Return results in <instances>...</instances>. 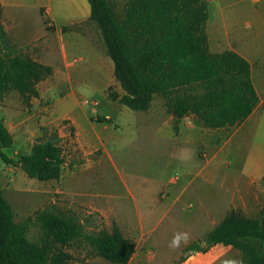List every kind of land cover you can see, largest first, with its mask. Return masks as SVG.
Listing matches in <instances>:
<instances>
[{
    "label": "rangeland",
    "instance_id": "374dc122",
    "mask_svg": "<svg viewBox=\"0 0 264 264\" xmlns=\"http://www.w3.org/2000/svg\"><path fill=\"white\" fill-rule=\"evenodd\" d=\"M126 1L108 0L117 14L122 12ZM206 1L210 49L220 52L230 45L229 14L236 11L235 23L246 33L248 15L258 6V1ZM219 6L225 8L226 15L228 13V29H219L220 35L215 31V22L220 28L225 19L218 11ZM2 19L0 8V25ZM85 24L78 27L86 30L81 31L85 39L78 45L87 54L74 55L68 64H63L54 49L48 56L53 73L38 84L39 97L25 103L16 90L0 96V119L14 141L6 150L8 155L18 160L31 152L38 138L57 132L58 143L66 157L61 177L40 181L29 177L19 164L1 163L0 188L12 207L15 220L24 224L25 236L30 241L40 242L44 228L38 216L46 210L74 218L88 233L103 229L111 231L116 225L127 237L134 239L142 233L141 226L135 221L143 208H150L146 215L167 214V224L162 226L166 230L156 236L163 245H168L166 242L173 240L183 229L169 221L171 218L179 221L182 217L180 209L169 211L164 208L169 194L166 187L171 184L167 181L173 177L181 183L186 178L188 168L183 161L182 149L199 154L204 164L212 155L207 145L200 141L186 143L184 137L215 136L214 131L203 127V123L192 116L178 120L179 128L175 131L177 120L166 110L159 95L145 111L122 104L119 98L124 90L115 77L114 63L99 23L92 20ZM9 42L4 32L2 44H10L7 47L12 50L14 46ZM257 81L259 85L264 82ZM189 125L190 128L183 129ZM164 180L166 183L163 184ZM262 184L255 187L256 201L238 209V213L254 218L264 216V181ZM185 232L188 238L192 234L188 229ZM193 239L191 235L187 242ZM187 242L181 240L183 249ZM66 249L73 256L69 264H112L93 255L83 238L76 239ZM237 250L236 259L242 262L244 254ZM186 254L181 250L179 256L166 257V260L177 262Z\"/></svg>",
    "mask_w": 264,
    "mask_h": 264
},
{
    "label": "trees",
    "instance_id": "16d2710c",
    "mask_svg": "<svg viewBox=\"0 0 264 264\" xmlns=\"http://www.w3.org/2000/svg\"><path fill=\"white\" fill-rule=\"evenodd\" d=\"M89 3L91 20L99 23L124 90L122 104L145 111L155 96H161L177 120L175 131L178 120L187 115L210 128L229 127L257 107L250 61L235 50L210 49L206 0H127L120 14L108 0ZM1 33L0 25V96L16 90L29 103L40 96L38 84L53 73V67L14 52L2 44ZM59 140L57 132L43 135L29 154L14 160L6 152L14 144L13 136L0 119V167L19 164L29 177L59 179L66 162ZM38 219L44 230L40 242H33L0 188V264H69L73 256L66 248L78 238L93 255L116 264H127L135 252L134 240L116 225L111 231L88 233L74 218L59 213L46 210ZM219 243L241 250L242 264H264V216L232 210L205 238L189 241L184 251H205Z\"/></svg>",
    "mask_w": 264,
    "mask_h": 264
},
{
    "label": "crops",
    "instance_id": "0c3cea01",
    "mask_svg": "<svg viewBox=\"0 0 264 264\" xmlns=\"http://www.w3.org/2000/svg\"><path fill=\"white\" fill-rule=\"evenodd\" d=\"M256 1L258 6L250 10L246 21V33L241 32V25L235 23L234 19L238 16L236 11L233 10L229 14L230 45L224 50H235L250 61L259 103L249 117L229 127L210 128L196 116L187 115L186 117H196L203 123V127L213 130L215 136H186L185 142L192 144L193 141H200L212 150V155L204 164L201 163L199 154L195 155L192 150L182 149L183 161L188 168L186 178L181 183L173 177L167 181L171 184L168 183L166 187L169 194L164 208L169 211L180 209L182 212L179 221H176V218L168 220L181 225L182 233L190 230L194 239L205 238L230 211H237L255 202V187L263 186L264 82L259 85L256 79L264 81V0ZM0 8L3 14L1 26L14 46V52L30 56L47 65L52 63L48 56L54 49L63 64H68L74 55L87 54L78 45L85 39L82 32L86 30L78 27L86 26V22L92 21L89 0H0ZM218 11L225 19L223 27L220 28L215 22V31L220 35L219 29H228V13L225 14V8L222 6L218 7ZM187 128H190V125L183 126V129ZM207 152L209 151L205 153ZM189 154H192L191 159ZM191 167L197 168L196 171L189 170ZM148 209L150 208H143L135 221L141 226L142 233L134 239L131 238L136 246L127 264H224L228 260L237 261L238 250L221 243L205 251H191L183 260L167 261L166 257L179 256L180 251L184 249L181 243L179 247L171 246L172 240L166 242L168 245L162 244L156 233L166 230L162 226L167 224V214L146 215Z\"/></svg>",
    "mask_w": 264,
    "mask_h": 264
},
{
    "label": "clouds",
    "instance_id": "9594fccd",
    "mask_svg": "<svg viewBox=\"0 0 264 264\" xmlns=\"http://www.w3.org/2000/svg\"><path fill=\"white\" fill-rule=\"evenodd\" d=\"M187 239H188L187 233H177L172 240L171 246L179 247L181 240H184L185 242H187ZM224 264H242V262H238L235 260H228V261H225Z\"/></svg>",
    "mask_w": 264,
    "mask_h": 264
}]
</instances>
